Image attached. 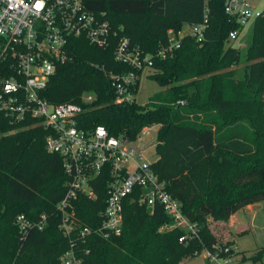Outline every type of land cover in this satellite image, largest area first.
<instances>
[{
	"label": "trees",
	"instance_id": "trees-1",
	"mask_svg": "<svg viewBox=\"0 0 264 264\" xmlns=\"http://www.w3.org/2000/svg\"><path fill=\"white\" fill-rule=\"evenodd\" d=\"M87 9L123 26L133 45L153 55L149 77L163 87L146 104L115 102L113 73L143 69L120 62L114 47L99 48L84 37L69 43L70 58L59 63L41 95L52 103L83 104L77 125H103L114 136L135 140L142 127L159 124L158 158L152 167L199 237L179 241L180 227L160 230L172 219L163 206L137 196L124 200L120 234L98 230L106 206V179L95 184L96 198L74 201L75 228L65 235L57 203L66 192L62 158L46 149L47 129L34 122L0 124V264H63L73 245L81 264H181L216 237L209 217L226 221L237 210L264 202V16L257 19L246 48L227 41L234 25L224 0H210L206 39L183 38L166 57L156 56L167 30L203 17L204 0H83ZM244 61V62H243ZM242 69L237 70V66ZM140 78L136 83L138 92ZM84 93L93 94L83 102ZM32 223L45 214L44 226L21 229L17 216ZM89 227L84 236L80 231ZM233 250L223 253L226 257ZM242 260L264 259V245ZM264 264V262H263Z\"/></svg>",
	"mask_w": 264,
	"mask_h": 264
},
{
	"label": "built area",
	"instance_id": "built-area-1",
	"mask_svg": "<svg viewBox=\"0 0 264 264\" xmlns=\"http://www.w3.org/2000/svg\"><path fill=\"white\" fill-rule=\"evenodd\" d=\"M209 1L204 0L203 17L199 22H186L179 29L167 30L166 43L157 50L156 56L171 54L185 37L197 42L206 39L210 26ZM224 12L234 25L227 41L240 47L244 29L254 27L257 19L264 16V0H224ZM73 37H84L99 48L114 47L115 59L136 69L152 68V54L133 45L122 25L114 28L107 19L87 9L83 0H0V124L6 119L11 124L34 122L47 129L46 149L61 156L68 178L66 192L57 203L62 213L63 233L69 235L75 228L74 201L80 195L96 198L95 184L104 178L107 201L99 231L120 234L124 200L135 195L149 206L157 203L163 206L172 222L164 224L160 230L183 228L181 242L199 237L197 224L183 213L179 200L154 171L153 161H147L143 148L135 143L142 135L150 133L154 124L142 127L135 140L111 135L103 125L83 129L76 120L83 104L52 103L41 95L58 64L70 58L69 43ZM104 72L112 78L116 103L136 100L139 74ZM93 98V94L82 95L83 102ZM44 220L45 214L35 223L23 214L17 216L25 233L33 225L42 229ZM90 231L89 227H84L80 234L84 236ZM72 246L62 255L63 264H81ZM213 248L203 247L193 255L218 261L222 250Z\"/></svg>",
	"mask_w": 264,
	"mask_h": 264
},
{
	"label": "rangeland",
	"instance_id": "rangeland-1",
	"mask_svg": "<svg viewBox=\"0 0 264 264\" xmlns=\"http://www.w3.org/2000/svg\"><path fill=\"white\" fill-rule=\"evenodd\" d=\"M252 33L253 27L250 26L246 27L243 31L244 35L242 34V38L240 41L242 43L240 47L242 48L241 56L243 59L245 57L246 48L248 47V43L250 41ZM243 64L244 63L237 66V70L240 71ZM151 72H153V69L147 67L139 76L140 83L138 92L136 94V101L140 104H146L154 93L163 89V87L159 85L156 80L149 77V74ZM154 125L155 126L152 128L150 133L142 135L141 139L135 142L137 145L143 148L147 161H155L158 158V153L156 151V134L160 125ZM251 213V211L246 212V209H243V211H240L238 213L240 216H243L245 220L242 222L244 228L240 230V232L238 230L239 227H237L236 225L229 227V219L226 220L227 222L223 224L215 223L219 220H214L212 217H209L208 220L210 230L212 231L213 229V231H216V233L214 232L216 235L212 232L216 237V242L212 245L211 250H214L213 247L220 248L222 250V258L218 261H212L207 259L203 255H192L183 258L181 264H263L264 259L254 262L250 259L242 260L241 258L242 255H253L264 244V202L259 201L257 207H255V211L253 213L254 218L252 220H250L252 215ZM227 228L230 229V233ZM205 247L210 248L208 246ZM225 248L233 250L236 253L226 257L223 254L225 253V251H223ZM236 248H238V250Z\"/></svg>",
	"mask_w": 264,
	"mask_h": 264
},
{
	"label": "crops",
	"instance_id": "crops-1",
	"mask_svg": "<svg viewBox=\"0 0 264 264\" xmlns=\"http://www.w3.org/2000/svg\"><path fill=\"white\" fill-rule=\"evenodd\" d=\"M258 203L259 202H256V203H253V204H249V205H247V206H245V207H243V208H241V209H239V210H237L235 213H233L231 216H230V218H229V221H230V224H229V227H231V226H237V227H239L238 228V230H239V232H240V230H242L243 228H244V226L242 225V222L243 221H245L244 220V217L243 216H240L238 213L240 212V211H243V209H246V212L247 211H251L252 213V215H251V218H250V220H252L254 217V215H253V213H254V211H255V207H257V205H258ZM247 219V218H246ZM227 221H223V220H219V221H216L215 223H226ZM240 225H241V227H240ZM210 226H211V223H210ZM263 227V226H262ZM263 229H264V227H263ZM227 230L229 231V233H230V229L229 228H227ZM212 232L214 233H216V231L214 230L213 231V229H212ZM214 233V234H215ZM216 235V234H215ZM225 235V234H224ZM234 241V240H233ZM235 243V242H234ZM264 245V244H263ZM234 246H235V244H234ZM261 246V245H260ZM257 248V247H256ZM237 250H238V248H236ZM247 256H250V255H247Z\"/></svg>",
	"mask_w": 264,
	"mask_h": 264
}]
</instances>
